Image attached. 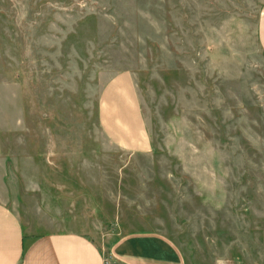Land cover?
<instances>
[{"label":"rangeland","instance_id":"374dc122","mask_svg":"<svg viewBox=\"0 0 264 264\" xmlns=\"http://www.w3.org/2000/svg\"><path fill=\"white\" fill-rule=\"evenodd\" d=\"M263 3L0 0V203L35 232H84L104 255L150 230L186 264H264ZM120 73L146 154L99 129Z\"/></svg>","mask_w":264,"mask_h":264},{"label":"crops","instance_id":"0c3cea01","mask_svg":"<svg viewBox=\"0 0 264 264\" xmlns=\"http://www.w3.org/2000/svg\"><path fill=\"white\" fill-rule=\"evenodd\" d=\"M259 13L256 37L264 52V3ZM97 104L100 132L113 147L131 155L151 149L131 75L120 73L109 81ZM31 227L0 203V264H186L180 247L160 232L125 233L108 245L104 255L82 231L40 233Z\"/></svg>","mask_w":264,"mask_h":264}]
</instances>
